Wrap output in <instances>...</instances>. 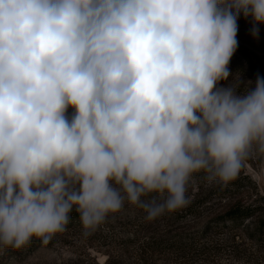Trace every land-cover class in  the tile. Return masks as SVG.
Here are the masks:
<instances>
[{
    "label": "clouds",
    "instance_id": "obj_1",
    "mask_svg": "<svg viewBox=\"0 0 264 264\" xmlns=\"http://www.w3.org/2000/svg\"><path fill=\"white\" fill-rule=\"evenodd\" d=\"M241 15L258 37L264 0H0V247L73 208L85 231L125 199L154 220L264 153V78L229 70Z\"/></svg>",
    "mask_w": 264,
    "mask_h": 264
},
{
    "label": "rangeland",
    "instance_id": "obj_2",
    "mask_svg": "<svg viewBox=\"0 0 264 264\" xmlns=\"http://www.w3.org/2000/svg\"><path fill=\"white\" fill-rule=\"evenodd\" d=\"M252 26L251 17L240 16L237 47L255 56L263 68L264 24L258 25V37L251 34ZM229 70L241 81L256 80L246 68ZM232 82L230 77L222 83ZM244 91L243 86L238 89ZM73 111L69 108L68 114ZM185 195L186 206L151 221L125 199L122 209L94 230L64 229L31 253L0 247V264H264V229L257 225L264 218V153L257 146L234 179L222 183L192 176ZM247 206L261 207L241 222L222 223L227 212ZM71 212L79 214L75 208Z\"/></svg>",
    "mask_w": 264,
    "mask_h": 264
},
{
    "label": "trees",
    "instance_id": "obj_3",
    "mask_svg": "<svg viewBox=\"0 0 264 264\" xmlns=\"http://www.w3.org/2000/svg\"><path fill=\"white\" fill-rule=\"evenodd\" d=\"M259 61H257V58L255 56H253L252 54H250L247 50H244L242 48L237 47L234 55L232 56L230 63H229V68L233 67V68H246L250 74L253 77H257L260 76L262 78H264V67L261 68L259 67L260 65L258 64ZM208 174L205 172H200V173H196L193 176L194 177H201V176H207ZM224 191H222L221 193H223ZM156 198L157 200L160 199V197H156L155 194H152L150 196H148L149 200ZM260 207L261 206H247V207H240V208H235L229 212H227L222 218L221 220H223V224L228 223V224H234L237 221L252 217L255 212L260 211ZM190 209H188L189 213L188 215H191V211H189ZM70 219L68 224L66 225L65 229L67 228H71L74 226H82L81 220H80V215L71 212L69 214ZM186 217V216H184ZM258 228L260 230L264 229V218L259 220L258 222ZM41 246H45V244H43L41 242V240L37 239V238H33L32 241L25 247L21 248L23 249L26 253H31L34 250H36L37 248L41 247ZM16 249H13L11 251H15Z\"/></svg>",
    "mask_w": 264,
    "mask_h": 264
}]
</instances>
